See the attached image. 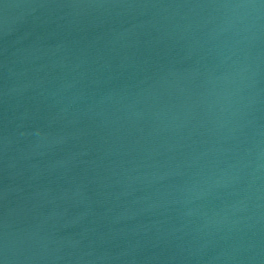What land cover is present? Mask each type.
<instances>
[{"label": "water", "instance_id": "1", "mask_svg": "<svg viewBox=\"0 0 264 264\" xmlns=\"http://www.w3.org/2000/svg\"><path fill=\"white\" fill-rule=\"evenodd\" d=\"M264 224V0H0V264H245Z\"/></svg>", "mask_w": 264, "mask_h": 264}]
</instances>
